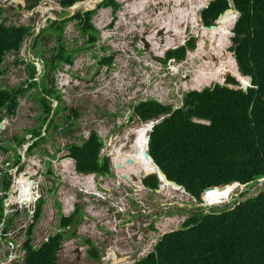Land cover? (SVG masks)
<instances>
[{
    "label": "clouds",
    "instance_id": "clouds-1",
    "mask_svg": "<svg viewBox=\"0 0 264 264\" xmlns=\"http://www.w3.org/2000/svg\"><path fill=\"white\" fill-rule=\"evenodd\" d=\"M31 1V3L25 5L24 0H11L10 6H12L14 2H16L18 5V9L21 10L23 14H27L28 16L39 13L38 9L43 8L42 3H39L38 6H36L38 1ZM84 1L85 0H74L73 3L67 6V8L74 7L78 3H82ZM125 1L126 0H98V2L95 3L94 8L76 9L74 7L75 9L72 12L63 11V9L66 8L61 9V12L58 13L66 14L60 15L65 18L61 22H67L68 20L74 21L72 26L80 31V35L84 36L85 38L82 43H75L76 36L74 35V33L70 35L67 40L65 38L62 39L65 43L62 44L61 47L54 46L52 39L51 42L43 49L44 54L46 56H52L53 59V57H59V55L56 53L58 48L60 49V51H62V49L71 50L74 45L80 46L88 42L91 44L90 47H88V55L92 57L93 46L98 41H100V51H103L104 48H107L108 53L113 52L116 55L115 59L108 60L106 58H103L99 59L97 63H95L97 65V68H93L92 73H94L95 70H100L99 75L101 76V83L99 85L94 84L92 82V78H86L85 81H83L76 77H71L67 74L70 71L71 73L76 75L75 67L77 65H81L82 61L89 64L91 67L94 64V62L90 61V58L84 60L81 58H75V60H73L70 53L68 54V52L65 58L59 57L61 63L59 64L60 67L56 72L55 77L54 67L57 66L56 63L54 66H51V71L49 72V74H47L44 62H42L39 58L40 54L35 53V55H32V53L34 52L33 46L35 47V41H30L31 45L27 46L26 49L24 48V50L20 52L22 49V44L25 38L28 37V34H25L22 37L17 51H9L2 56L1 65H3V62L5 60L4 56L6 54L11 53L12 59L16 57L14 58L12 65H15V62L24 64L26 67V77L23 79L17 78V84L13 87L0 86V88H20L22 90V92L17 95V106L15 107V111L13 114L6 113L4 108L0 111V264H24L27 254V247H25V244L28 240L29 247H31L33 250H39L44 244H50L51 242H54V240L56 239L55 236L59 233H61L63 237L60 238L61 240L59 248L56 250L55 257H57L58 253L63 252V247L68 246L71 247L72 252L75 253V258L80 255V252H82L84 255L82 264H87L88 261L86 260L85 256L87 255L88 251L86 252L83 247L87 238H91L93 241H97L113 237L112 239L114 240L117 238L119 228H123L124 225L126 226V229L130 228L128 227L127 222L123 221L120 217L121 213L126 210V208L123 209L122 206L119 207V209L113 214L112 220L108 219L107 215H102V213L105 211L104 202L106 201L108 191L115 188H120V191L124 190V184H126L127 182H137L143 181L147 178H151L152 182H154V190L150 194L151 196L160 195L163 190H166L167 188L168 192L172 189L174 192L177 191L188 196L197 205H199L197 208H201L203 205L204 207H207L205 203V197H207V195L204 196L201 202H198L184 189L183 186L179 185L174 180L168 179L164 172L154 163L149 153L148 155L152 159L153 163L165 175L168 182L162 181L159 178L157 172H154V174L151 175L144 176V172L148 171L147 169L142 168L136 170V167H138L139 159L136 160L130 158L129 164L123 162L122 159L114 161L115 158H110L109 154H106L104 149L102 148V145L106 142H108V146L113 147L115 146V144H118L119 146L121 144L116 140H111L110 136H108L109 133H114L116 131L115 126L112 125L110 127L108 126L109 128H107L100 125L99 123L101 121L103 123V120H100V117L106 114L108 108L104 102V98L100 97V95L104 93L105 89L109 91V87L106 81L109 80V78H111L112 80L114 78H125L118 71H114L118 69L120 64H122V62L120 61L123 51L122 46L132 48V51L129 52V54L123 61V64L131 67L133 71H138L137 68H139V65H142L144 68H156L154 63L157 60L160 61L164 48V42H162V48L158 46L157 51H155L152 46V51L149 52L151 62L142 63L141 55L139 54L140 44H138L137 46V43L138 41L142 43L146 42L144 38H139V35L141 34V32L146 33L147 31L144 32L139 31L138 29L125 28L122 32H119L118 26L115 25L113 28L108 26L109 23H112V19H108L111 9L116 10L115 16H118L120 18L127 15V13H124L123 10L119 9ZM138 2L142 4L141 0H137L135 3ZM147 4L150 3L147 2L144 8L142 5L140 10L143 9L144 11L146 8H148ZM228 5V8L221 14H219L212 24L204 25L201 19V11L207 6L200 9L198 20L203 28L209 27L211 25L214 26L218 18L222 14L227 11L234 12L236 19L233 22V26L230 30V44L228 46V50L235 60L238 72L242 77L246 78L247 82L245 85H242L240 84L238 79L234 78L231 74H228L223 78L221 82H211L209 85H205L202 90L204 88H212L214 85H220L233 90L246 91L252 86V78L250 76L242 74L234 56V51L231 49V39L234 37L233 27L239 16V13L234 8L231 0H228ZM104 9L108 10V12ZM85 12H91L89 23L93 27L92 33L96 36L94 42H91L90 40V33L84 32L80 21L75 19L76 14L80 13L81 15H83ZM129 12L134 13L135 16H140V11L132 9V6ZM95 14L100 17L102 22L100 20H98L97 23L93 22V15ZM83 20L85 22L84 17ZM7 21V18H2L0 20V24L3 27H6L4 23H6ZM98 24L101 25L99 29H97ZM116 24H118V22H116ZM146 25L149 26V24L147 23ZM143 26L145 27V25ZM8 27L24 26L9 25ZM35 29H38L37 26H35L34 30ZM31 31H33V29L29 27V32ZM68 32L70 33L71 30L69 29ZM189 35L191 34L189 33L188 29V35L178 47L185 46V50L187 49L186 46L189 40ZM115 38L119 39V42L122 44L119 49H114L111 47V41H113ZM25 52L26 60H18L17 57ZM184 56L183 60L185 59ZM175 66L177 65H174L172 67ZM18 69L22 70V67H18ZM169 70L176 75L179 69L173 71L170 68ZM9 75H11L10 72ZM47 77L51 78V81L45 80ZM228 78L233 80V82L227 83ZM169 92L172 93V91L170 90ZM186 92H184L183 95ZM29 95H33L32 101L27 98ZM135 96L136 100L141 98V91L135 92ZM148 98H146L145 101L139 100L134 107L133 104L130 105V108L132 110V114L130 115L131 119H134V116H136V119H138L142 123H145L148 120L151 121L154 118L163 116V118H161L160 120L161 122L165 117L169 116L170 113H160L156 117L141 121L139 116L135 112V107L140 103L146 102L148 100H154L158 102L155 99ZM96 100H100L103 103L100 109L91 111L90 109L85 107V104L87 102ZM29 102L32 103V106L33 104L41 106L40 108H42V111H45L46 114H49L52 109H57V111L61 112L59 123L61 125H66L65 137L67 135L66 138L64 137L65 140L62 143V147L65 150L64 154H58L56 153V150H54V152H50L46 147L45 149H43L44 151L41 155L38 153V148H41L42 142L49 141L53 145L56 144V142L53 143L51 141L54 138L52 133L46 134L45 129L42 126L44 120L48 118H41L39 121H35L32 117L33 115H29L31 117V121L29 122L28 126L23 127L19 131L14 130L9 137L3 136L4 134L10 132L11 122L13 120H16V117L19 115L21 109H23L25 104ZM32 106L29 105L28 109L32 108ZM168 106H170V104ZM40 108L36 109L35 111L39 110ZM122 108L123 106L118 105L113 106L110 110H112L113 112H119L120 110H122ZM35 111H33V114ZM66 111L69 112L68 115L66 114ZM69 117H71L72 119H77L79 117V120L78 122H74L71 125ZM91 124H95L96 127H91L88 129L82 128V126H89ZM98 128L101 131H104L105 134H102ZM94 136L98 138V141L101 144L98 152V163L99 166H104L105 169H102L101 171L99 170L90 172L78 171L76 169V160L72 156L70 150L73 146L81 147L91 137ZM65 145L67 146L65 147ZM47 154L50 155L48 156ZM51 155H53V158L50 159ZM133 160H135V162ZM130 165L132 167H128ZM61 167L63 168L65 175L67 174L65 177L68 179L70 184L65 185L60 180ZM72 174L75 180L80 181L82 179H85L88 183L86 188H83L81 183H75L71 181ZM49 176H52L53 182L48 179ZM172 183H174V185H172ZM98 185L101 186V188H99ZM110 185H112L111 188H109ZM141 185L145 187L143 183ZM71 187H73V189ZM260 190H264V176L255 177L251 181L244 184H235V187L230 191L229 194L233 195L234 199H238L244 197L246 192H251L252 196H255ZM156 191H159V193H157ZM120 198L122 204V202H124V197L120 195ZM44 199L49 200V205L47 206V212L43 213L41 217V215L39 214V209L42 206L38 203ZM230 200H232V197ZM233 200L231 201V203L226 204L225 206H230L229 208L231 209ZM55 206H57V208ZM207 208L211 209V207ZM40 219L41 222L39 224ZM71 219L73 221V225L77 222V219H79V222L70 229L69 223ZM66 220L68 221V224L66 226H62V222ZM156 222V218H151L149 221L144 222L147 227V231H152V233L160 234L157 240H155V238L153 239L154 244L152 245L151 250L148 249V239L150 237L152 239V235L148 234L147 236H143V239H141L142 241L139 242V239L135 236V234L131 237V239H137V242L139 244L138 252L131 253L127 251H118L111 258L102 255L99 264H112L114 260L120 258H124V260L118 261L115 264H134L139 260L131 262L130 259H134L136 257L145 258V253L147 257L153 251L157 242L160 241L164 235L173 233L182 228L181 226L179 229H172L176 226L171 225L170 231L165 233L161 231L159 227L155 226ZM168 225H170V223H168L166 226ZM28 229H30L31 232L27 236ZM78 230H81L82 233H79ZM73 241L75 243H73ZM92 253L95 252L92 251ZM92 253L89 252L90 258H95L92 257ZM69 259L72 258L70 257ZM92 264L95 263L92 262Z\"/></svg>",
    "mask_w": 264,
    "mask_h": 264
},
{
    "label": "trees",
    "instance_id": "trees-1",
    "mask_svg": "<svg viewBox=\"0 0 264 264\" xmlns=\"http://www.w3.org/2000/svg\"><path fill=\"white\" fill-rule=\"evenodd\" d=\"M73 1L64 0L63 5L69 6ZM231 1L239 13L231 49L242 74L252 78V86L246 91L220 85L189 91L183 95L182 105L173 111L154 100L135 107L141 121L170 113L152 127L149 155L168 179L183 186L198 202L205 195L264 176V0ZM228 6V0H214L201 11L203 24H212ZM90 15L91 12L78 13L75 19L94 42ZM229 19L206 29L208 33L201 29L208 35L222 34L228 44L225 33ZM28 32L29 27L0 24V65L3 54L17 51ZM187 46L192 49L193 42L188 41ZM184 54L182 46L167 56L181 59ZM232 82L227 79V83ZM21 92L20 88H0V111L4 108L6 113L13 114ZM148 127L141 128L139 133ZM100 147L96 136L81 147L73 146L70 151L76 169H105L98 163ZM143 163L142 160L137 168H144ZM240 199L233 200L231 209L223 206L204 213L197 209L180 230L164 235L147 257L134 264H264V190ZM67 224V220L62 222V226ZM30 232L28 229L27 236ZM61 237L59 233L54 242L39 250L29 247L28 240L24 264H56ZM92 257L96 258L95 253Z\"/></svg>",
    "mask_w": 264,
    "mask_h": 264
},
{
    "label": "rangeland",
    "instance_id": "rangeland-1",
    "mask_svg": "<svg viewBox=\"0 0 264 264\" xmlns=\"http://www.w3.org/2000/svg\"><path fill=\"white\" fill-rule=\"evenodd\" d=\"M25 5L31 3V0H24ZM38 1L36 6H38L39 3H42L44 1L42 0H35ZM137 0H126L119 9L123 10L124 13H127L124 17H118L115 16L112 20L109 15L108 19L111 20L112 26L114 27L115 25L118 26L119 32H122L125 28L128 29H138L139 31H149L148 35L151 33L153 28H157L158 31L162 29L163 25L162 20L167 16L165 11L166 7L163 6H156L154 10H151L149 8H146L144 11H147L149 14L148 16H145L144 18L140 16H135L134 13H130L129 10H131L132 4H134ZM151 1V0H148ZM162 0H156L155 2H160ZM11 0H0V20L2 18H7L8 21L4 23L6 27L9 25H27L31 29H33L35 26L39 23L40 21V15L38 13H35L30 16H25L21 12V10L18 9V5L16 2L12 6H10ZM165 4L167 2L165 1ZM97 9V8H96ZM100 9V8H99ZM98 9V10H99ZM97 10V11H98ZM106 10V9H104ZM96 11V13H97ZM108 12V10H106ZM143 12V11H142ZM53 15L57 14L60 16L62 13H58L55 11H51ZM200 13V10L198 14ZM105 16V14H104ZM164 17V18H163ZM98 20L101 21L100 17L95 14L93 15V22L97 23ZM102 22V21H101ZM118 22V24H116ZM141 22H146L149 25H151V28H149L148 25H145L143 27L141 25ZM74 21L68 20L65 23L64 27V38L67 40V38L74 34L76 36L75 43H82L84 40V36L80 35V31H78L75 27L72 26ZM131 23V24H130ZM162 24V25H160ZM101 25H97V29H99ZM69 29L71 32L69 33ZM166 29V28H165ZM139 38H144L146 37L145 33L141 32L139 35ZM145 39V38H144ZM188 41L193 42V47L192 49H189L188 46H186L185 50V58L187 56V53L189 51H193L196 48V43H197V38L193 35L188 36ZM30 38L26 37L23 44H22V50L24 48L26 49L27 46H30ZM153 41L160 40L157 38V35L153 36ZM176 45L174 47H177L180 45V40H178ZM187 41V39H186ZM140 44L139 46V54L141 55V61L142 63L145 62H151L150 61V56L149 52L152 51V46L148 42H139L137 43ZM52 45V44H51ZM90 43H86L85 46L86 48L90 47ZM147 45V47H146ZM38 46V41L35 45V48L33 46V53L32 55H35V53L40 54V51L42 49V46H40L37 49ZM101 46V42L98 41L94 46H93V53L92 57L89 56L88 58L91 62H94L92 69L97 68V61L99 60V57L101 54H108V52L105 51H100L99 47ZM122 46V44L119 42V39L115 38L113 41H111V47L114 49H119ZM173 47V46H171ZM122 57H121V62L122 64L119 65L118 69L114 71H118L121 75H123L125 78H114L113 80L109 78L107 80V85L109 87V91L107 89L104 90V93L100 95V97L104 98V102L107 105V112L100 117V120H103L99 123L102 126H105L109 128L110 126H115L116 131L114 133H109L108 136H110L111 140H116L119 143H124V148L123 151L126 153L128 149L130 148V144L133 141V135L130 133L128 135V138H126L127 131L130 128H134L135 126H139L142 124L138 119H136V116H134V119L130 118V115L132 114V110L130 108V105L133 104V107L136 105V103L139 100L145 101L146 98L148 99H155L161 104L169 105L171 106V110H174L176 108H179L181 105V97L184 92H189V91H197V90H192L188 86V90H184V83L183 82H188L190 79V73L188 71H184V69L187 66L188 61L186 62L184 60H177L175 59L174 61L172 60L169 68L178 65V67H181L183 71L179 68L178 74L171 72L170 70L165 72V69L160 66V61L157 60L154 65L156 68H144L142 65H139L138 71H133L131 67L128 65H124L123 61L129 54V52L132 51V48L130 47H124L122 46ZM91 52V50H90ZM59 56L61 55L63 58L67 56V52L60 51V49H57L56 52ZM69 54V52H68ZM95 55V56H94ZM85 53L80 56V58H84ZM16 58V57H14ZM14 58L12 59L11 53H8L4 56V62L3 65H1L0 70H2V74L0 75V86H10L13 87L14 85L17 84L16 80L17 78H25L26 77V71H25V65L21 63H14L15 65H12V62L14 61ZM18 60H26V52L23 54H20L18 57ZM84 62L82 61V64ZM18 67H22V70L18 69ZM174 69V68H173ZM9 72L11 75H9ZM100 70H97L96 73L94 74L92 78V82L96 85H99L101 83V76L99 75ZM111 75V73H110ZM157 86V91L154 90V87ZM132 87V89H131ZM203 88V87H202ZM48 89V88H47ZM172 91L171 92H169ZM202 90V89H201ZM198 90V91H201ZM141 91V98L136 100L135 92ZM136 100V101H135ZM32 106V103H26L23 109H21L19 115L16 117V120H13L10 124V132L7 134H4L3 136L9 137L14 130L19 131L23 127H26L29 125V122L31 121V117L29 115H33V109L29 108L28 106ZM101 105L103 103L100 100L92 101V102H87L85 104V107L90 109L91 111H94L95 109H100ZM123 106L122 110L119 112H113L110 110L113 106ZM28 109V110H27ZM134 114V113H133ZM109 126V127H108ZM91 127H96L95 124H91L89 126H82L83 129H88ZM99 129V128H98ZM99 131L102 134H105L104 131ZM67 137V135H66ZM65 137V138H66ZM65 138L60 139V142L57 144H51L49 141L48 142H42L41 148H38V153L41 155L43 153V149L45 147L47 148L48 151L54 152L56 150V153L58 154H64L65 150L62 147V143L65 140ZM102 148L104 149L106 154H109L110 158L114 159V156L112 155L111 151L113 149V146H108V142L104 143L102 145ZM19 150V149H18ZM56 169V167H55ZM67 175V174H66ZM63 168H60V180L66 185L70 184L68 179L65 177L66 176ZM48 179L53 182L52 176H49ZM79 187V186H77ZM73 189V187H71ZM252 191V190H251ZM230 191L225 192L224 195L218 196V198H210L209 203L206 204L207 207H211L213 209H218L220 206H225L226 204L231 203V201L234 199V196L229 194ZM229 194V195H228ZM228 195V196H227ZM232 197V200L231 197ZM248 196H252L251 192H246L243 198H246ZM226 197V198H225ZM224 198V199H220ZM220 199V200H219ZM240 199V200H241ZM149 200V199H148ZM49 200H45L47 203ZM147 206H142L140 208L142 214L140 216L141 221H149L151 218H156V227H159V229L165 233L170 231V226L174 225L176 227H173L172 229H179L183 222L187 220L191 216V214L198 212L197 209H200L202 213L210 211L207 207H204V205L201 208H197L199 205H197L191 198L188 196L180 193V192H174L172 189L171 191L163 190V192L160 195H153L152 199L147 201ZM41 222V219L39 220V224ZM168 223L170 225L166 226ZM140 226V225H139ZM118 235H117V244L120 242V239H125L128 236L132 237L135 236L139 239V242H141L143 239V236H147L148 234L152 235L148 239V249L151 250L152 245L154 244V238L157 240L158 236L160 234L152 233V231H147V227L144 225L143 227L141 226L139 229V232L136 233V230L134 229H126V226L124 225L123 228H119L118 230ZM79 233H82L81 230H78ZM112 236V235H111ZM113 238V237H112ZM73 243H75L73 241ZM95 243V242H94ZM121 244V243H120ZM80 246V245H79ZM84 247V246H83ZM83 251V250H82ZM130 252V251H128ZM92 253V251H90ZM131 253H134L131 251ZM75 253L72 252V248L65 246L63 247V252L58 253L56 257V264H82L84 260V255L82 252H80V255L78 257H74ZM146 257V253L144 254ZM72 259H69V258ZM144 258V257H143ZM142 258L136 257L134 259H130L131 262H135L137 260H140ZM87 264H92V262H87Z\"/></svg>",
    "mask_w": 264,
    "mask_h": 264
},
{
    "label": "flooded vegetation",
    "instance_id": "flooded-vegetation-1",
    "mask_svg": "<svg viewBox=\"0 0 264 264\" xmlns=\"http://www.w3.org/2000/svg\"><path fill=\"white\" fill-rule=\"evenodd\" d=\"M44 2H42L43 8L48 9V12H44L41 13L39 11V15H40V21L39 23L36 25L38 29H35L34 31H31L28 33V37L31 39L30 41H35V45L38 41V46L37 49L42 46L39 58L42 62H44V66L46 68V73L49 74V72L51 71V66L55 65V63L57 64L56 67H54V77L56 72L58 71L59 67H60V63L61 60L59 59V57L55 58L52 56L48 55L46 56L44 54L43 49L51 42V40L53 39V45L57 46V47H61L62 44H64L65 42H63L62 39H64L63 36V29L65 26L66 22H61L62 20H64L65 18L63 16H58L57 14L53 15L51 13V11H55V12H61L60 10L63 8H67V6L63 5V1L64 0H42ZM54 8H53V7ZM52 14V16H51ZM63 15H66L65 13H62ZM116 15V10L111 9L110 12V17L111 19H113ZM184 16H186V22L183 21ZM190 19L187 15H181L179 14L176 18V20H178L179 22H182L185 26L187 24H190V22H187ZM24 27H28L27 25H23ZM109 27L113 28L112 23L108 24ZM166 32L165 31H159L157 33V38L166 40L167 37L165 36ZM36 38V39H35ZM171 39V36L169 37ZM167 45L164 44V48H163V54L161 56L160 59V66H162V68L165 69V72L169 71V65L171 63V61L177 59L175 57H168L167 54L170 52H173L174 50L178 49L179 47H167ZM35 48V47H34ZM155 49V48H154ZM158 49V48H156ZM63 52H69L71 57L73 58V60H75V58H80V56L83 54V52L85 53L84 58L81 59H85L87 58L89 49L86 48L85 44L83 45H74L71 50L69 49H62ZM103 51L107 52V48H104ZM115 53H104L101 54L99 59H103L106 58L108 60L110 59H115ZM177 60H183V57L181 59H177ZM75 71H76V75H74L73 73H71L70 71L67 73L69 76L71 77H76L78 79H81L83 81H85L86 78H93L94 74L96 73L97 70H95L94 73H92V67L87 64L86 62H84L81 65H77L75 67ZM46 74V75H47ZM70 77V78H71ZM60 78V77H59ZM45 80H49L51 81V78L47 77ZM70 82V80H69ZM29 86V85H28ZM29 100H33V95H29L27 97ZM41 106L33 104L32 109L33 111H35L36 109L40 108ZM60 111H57V109H52L51 112L49 114H46L45 111H42V108H40L39 110L35 111L33 114V119L35 121H39L41 118H48L45 119L43 122V128L45 129L46 134L48 133H52V135L54 136V138L51 140L53 143L56 142L59 143L60 139L65 137V127L66 125H61L59 123L60 120ZM66 114L68 115L69 112L66 111ZM70 123L71 125L75 122H78L79 117L77 119L75 118H71L69 117ZM67 145H65L66 147ZM48 156L50 154H47ZM53 158V155H51L50 159ZM144 184L145 187H143L141 184ZM154 183L152 182L151 178H147L143 181H137V182H127L126 184H124V190L120 191V188H115L112 189L110 191H108V195L106 197V201L104 202V206H105V211L102 213L103 216L107 215L108 219H113V214L119 209V207H123V209L126 208V210L124 212L121 213L120 217L122 218L123 221L127 222L128 227H130V229H135L136 232H139L140 227L144 226L145 223L147 221L142 220L141 221V210L140 208L142 206H147V201L152 199V196L150 195L154 188ZM99 188H101V186L98 185ZM112 185L109 186V188H111ZM121 193V194H120ZM120 195L122 197H124V202H122L121 204V198ZM148 195V196H147ZM147 196V197H146ZM149 199V200H148ZM150 220V219H149ZM59 221H60V215H59ZM58 221V222H59ZM79 222V219H77V222ZM76 223H74L73 225V221L71 219L70 221V229L76 225ZM140 225V226H139ZM146 226V225H145ZM68 232V231H66ZM65 232V233H66ZM121 241L118 242L117 244V238L116 239H102V240H97V241H93L91 238H87L86 242L84 243V249L87 252V255L85 256L86 260L88 262H93L95 264H99L100 263V259L102 258L101 256H107L108 258H111L113 255H115L116 252H125V251H132V252H138V247L139 244L137 242V239H131L130 236H128L125 239H120ZM95 242V243H94ZM121 243V244H120ZM93 251L96 253V258H90L89 256V252ZM111 260V259H110ZM86 263V261H85Z\"/></svg>",
    "mask_w": 264,
    "mask_h": 264
},
{
    "label": "bare ground",
    "instance_id": "bare-ground-1",
    "mask_svg": "<svg viewBox=\"0 0 264 264\" xmlns=\"http://www.w3.org/2000/svg\"><path fill=\"white\" fill-rule=\"evenodd\" d=\"M155 1L156 0H151V1L141 0L142 4L138 2L132 5V9L140 11L139 15L142 18L148 16L149 14L147 11H143V9L140 10L142 5L144 8L147 2L150 3L147 4V7L151 10H154L156 6L158 7L163 6L166 7L165 11H169L166 12L167 16L165 18L163 17L164 19L162 20V24L164 25L162 29L159 30L166 32L165 34V36L167 37L166 40L163 41L162 39H160L159 41L151 40L153 39V36L157 35V33L159 32L157 28H153L149 35H148L149 31L145 33L146 35V37H144L145 41L150 43V45L153 46V49L155 48L154 49L155 51H157L156 48H158V46L162 48V42H164V44L167 45L166 48L176 45L178 42L176 38L180 40V42H183L185 40V37L188 35V29H189V33L195 36V38H197L196 48L193 51H189L185 58V61L186 62L188 61V63L184 71H188V73H190V79L188 82L186 81L183 82L185 87L184 90H188L189 88H191L192 90H201L202 87H204L205 85H209L211 82H221L223 78L228 74H231L234 78L238 79L240 84L242 85L246 84L247 82L246 78L242 77L241 74L238 72L236 68L235 60L228 50V46L230 44V40H229L230 30L231 27L233 26V22L236 19L234 12L232 11L225 12L220 16L221 21L216 22V24L214 25V27L219 26L223 22H225L228 18H231L228 21L229 28L227 30V33H225L226 39L228 41L227 44L222 34L219 33L220 35H214V34L208 35L207 34L208 31L206 30V28H204L207 31L206 34L201 29V27L203 28V26L200 24L198 20L199 17L198 12L202 7H204L207 4L208 0H162L160 2H155ZM165 1L167 2V4H165ZM97 2L98 0H85L82 3H78L74 7L76 9L94 8L95 3ZM38 11L44 13V12H48V9L39 8ZM179 14L187 15L190 18L187 19L188 20L187 22H190V24H187L185 26L182 22L176 20ZM25 16L28 15L25 14ZM183 21L186 22V16H184ZM141 25L142 26L146 25V22H141ZM149 28H151V25H149ZM170 36L171 39L169 38ZM179 68L183 70L181 67H178V65L175 67H171V70L175 71ZM154 90L157 91V86L154 87ZM149 122L150 120L146 121L145 123H142L139 126H135L134 128L132 127L128 129L126 138H128V135L130 133L133 135V141L130 144V148L126 153H124L123 151L124 144L121 143L120 146L118 144H115V146L111 151L112 155L115 158L114 161H118L122 159V161L125 162L124 159L126 158L128 159L131 158L136 160L139 159L140 161L138 165L141 164L143 160L144 162L143 164L146 165L144 169L147 170L149 169L148 162L141 158L142 152L145 149L144 135L147 134V130L149 129V127L141 134L139 133V130L141 128L150 126ZM138 143L140 145H138ZM128 167H132V166L130 165ZM136 170L139 169L137 168ZM71 181L75 183H81L83 188H86L88 184L85 179H82L80 181L75 180L73 174L71 177ZM234 187L235 185L226 191H222L221 193L208 195L206 197L205 203L208 204L209 199L211 197L218 198V196L224 195L225 192L231 191ZM112 264H114V261L112 262Z\"/></svg>",
    "mask_w": 264,
    "mask_h": 264
},
{
    "label": "water",
    "instance_id": "water-1",
    "mask_svg": "<svg viewBox=\"0 0 264 264\" xmlns=\"http://www.w3.org/2000/svg\"><path fill=\"white\" fill-rule=\"evenodd\" d=\"M212 2H213V0H208L206 6H208ZM206 6H204V8ZM74 9H75L74 7H69V8L63 9V11L72 12ZM213 27L214 26L211 25L209 27H204V28L209 29V28H213ZM161 118H163V116L159 117V118H154V119H152L149 122L150 123L149 129L147 130V134L144 135V138H145V150L142 152V158L149 163V169H148V171L144 172V176L151 175V174H154V172H157L159 178L162 181L168 182L166 177H165V175L157 168V166L153 163L152 159L148 155V153L150 151V133H151L152 127H153L154 124L160 122ZM133 161L135 162V160H133ZM138 161H140V160H138ZM125 162L127 164H129L130 160L128 158H126ZM172 185H174V183H172ZM156 192L159 193V191H156ZM123 260H124V258H120V259L114 260V264L117 263L118 261H123Z\"/></svg>",
    "mask_w": 264,
    "mask_h": 264
},
{
    "label": "crops",
    "instance_id": "crops-1",
    "mask_svg": "<svg viewBox=\"0 0 264 264\" xmlns=\"http://www.w3.org/2000/svg\"><path fill=\"white\" fill-rule=\"evenodd\" d=\"M45 201V199H44ZM43 200L40 201L38 204L41 205L42 207H40L39 209V214L41 215L42 217V214L43 213H46L47 212V206L49 205V201L47 203H45ZM53 204V203H52ZM57 208V206H55Z\"/></svg>",
    "mask_w": 264,
    "mask_h": 264
}]
</instances>
